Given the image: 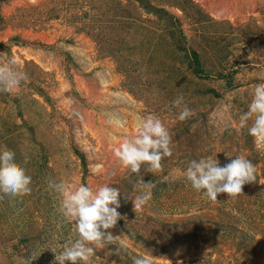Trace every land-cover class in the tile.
Masks as SVG:
<instances>
[{"label": "rangeland", "instance_id": "rangeland-1", "mask_svg": "<svg viewBox=\"0 0 264 264\" xmlns=\"http://www.w3.org/2000/svg\"><path fill=\"white\" fill-rule=\"evenodd\" d=\"M12 59L26 79L0 85V149L31 190L0 193V264H58L77 238L50 181L121 193V219L90 264H264V139L248 134L254 117L239 126L264 84V0H0V64ZM149 115L172 155L132 173L113 149ZM236 156L255 180L234 197L212 201L185 177L191 160ZM141 180L152 195L136 209Z\"/></svg>", "mask_w": 264, "mask_h": 264}, {"label": "clouds", "instance_id": "clouds-1", "mask_svg": "<svg viewBox=\"0 0 264 264\" xmlns=\"http://www.w3.org/2000/svg\"><path fill=\"white\" fill-rule=\"evenodd\" d=\"M17 61L0 64V85L9 91L19 89L21 81L26 79L23 73L15 71L12 65ZM183 98L175 100L179 105ZM191 115L190 109L184 107L178 119L184 121ZM248 134L257 139H264V84L257 85L252 93L248 111L240 117L239 126L247 125ZM171 136L160 118L149 115L135 128L132 136H125L113 149L114 156L132 173H139L142 165H147V171L160 169L161 160L172 155ZM185 177L191 187L212 201H217V195L227 193L230 197L241 194L245 184L255 180V166L252 161L236 156L235 159L220 166L215 158H200L191 160L185 170ZM31 177L23 167H18L15 154L7 149H0V193L3 197L12 199L30 192ZM140 183L146 191L132 198L134 208L139 209L151 199V182ZM49 188L53 189L62 199L58 211L69 221L75 223L77 238L68 241L63 251L55 257L58 264H90L94 253L92 245L101 246L113 237L106 230L113 228L121 219V193L110 184H103L95 189L86 184H66L50 181ZM133 264H152L151 259L136 257Z\"/></svg>", "mask_w": 264, "mask_h": 264}]
</instances>
